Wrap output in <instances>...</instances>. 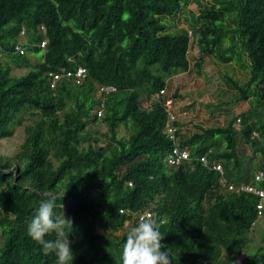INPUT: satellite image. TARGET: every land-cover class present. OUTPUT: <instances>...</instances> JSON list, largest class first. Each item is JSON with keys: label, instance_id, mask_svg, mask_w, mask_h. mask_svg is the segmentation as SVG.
<instances>
[{"label": "trees", "instance_id": "1", "mask_svg": "<svg viewBox=\"0 0 264 264\" xmlns=\"http://www.w3.org/2000/svg\"><path fill=\"white\" fill-rule=\"evenodd\" d=\"M193 1L0 0V141L17 127L25 132L13 156H0V264H56L27 233L49 195L57 214L64 205L74 221L67 229L73 264H122L127 232L147 211L160 224L172 264H264L259 197L227 192L210 169L221 164L228 182L264 188L255 181L264 170V0H195L189 31L173 32ZM192 45L249 73L246 82L227 77L236 102L249 109L226 126L189 135L180 128L178 145L192 162L171 168L167 156L176 143L152 96L166 89L175 104L180 100L169 80L190 71ZM79 67L87 70L80 84L62 79L50 87V72ZM99 86L116 92L99 97Z\"/></svg>", "mask_w": 264, "mask_h": 264}, {"label": "rangeland", "instance_id": "2", "mask_svg": "<svg viewBox=\"0 0 264 264\" xmlns=\"http://www.w3.org/2000/svg\"><path fill=\"white\" fill-rule=\"evenodd\" d=\"M211 0H202V3ZM199 7L195 0L184 10L179 18L173 22V32L181 30L189 31L191 13L197 14ZM191 35V32H189ZM192 39V38H191ZM42 54L35 57L40 59ZM191 69L180 73L169 80L170 91L178 90L180 100L175 104L174 112L178 115L179 126L184 134L196 132L197 127L226 126L232 118L249 109L248 103L236 102V91L229 85L227 77H232L239 82H246L249 73L240 68L235 62L221 64L213 58L203 57L195 45L191 46L188 54ZM201 59L204 64L200 72L195 70V65ZM26 70L15 69V75H22ZM182 99V100H181ZM188 107V111L181 112ZM97 129L104 131V125H98ZM25 137L24 127H17L14 137L0 141V156H13L20 148ZM244 151L249 158L253 152L249 145L245 144ZM255 163V160H253ZM256 240L259 231L254 233Z\"/></svg>", "mask_w": 264, "mask_h": 264}, {"label": "clouds", "instance_id": "3", "mask_svg": "<svg viewBox=\"0 0 264 264\" xmlns=\"http://www.w3.org/2000/svg\"><path fill=\"white\" fill-rule=\"evenodd\" d=\"M54 196H46L28 224L29 237L42 247L43 253H54L56 264H73L74 252L67 229L73 230L74 221L67 218L64 211L57 214ZM147 218L131 227L122 245V264H172L174 257L168 251H162L166 245L161 241L160 224L155 214L146 213ZM54 236V239L47 237Z\"/></svg>", "mask_w": 264, "mask_h": 264}, {"label": "built area", "instance_id": "4", "mask_svg": "<svg viewBox=\"0 0 264 264\" xmlns=\"http://www.w3.org/2000/svg\"><path fill=\"white\" fill-rule=\"evenodd\" d=\"M39 30L43 33L46 32L44 26H40ZM24 35H25V30H23L21 32V36H24ZM46 43H47V41L43 40L40 47L42 49H45ZM16 51L20 52L21 54L24 53V51L20 45L16 46ZM86 75H87V70L83 67L77 68V70L74 72L67 71L64 68H60L57 71H53V72L49 73L50 87L52 89H55L57 84L62 79H67V80L75 82L76 84H80L83 81V79L86 77ZM112 92H116V88L113 86H99L98 87V96L99 97L103 96L104 94H109ZM152 100H154L158 103H162V105H163V107L167 113V116H168V120H167L166 125H165L166 133L169 136V138L176 143L172 152H170L167 156L168 166L172 168V167H178L182 164H190L192 162V159H191L189 151L187 149H182L178 145L177 131L181 127L179 126L178 115L175 114V112H174L175 102H174L173 96L171 94L167 93V91L165 89V90H161L160 92L154 94L152 96ZM103 108H104V102L101 103L100 109L97 110V114L99 117H101L103 114ZM253 136L258 138L259 134L257 132H254ZM262 149L264 151V142L262 143ZM260 158H261V161L264 165V152H263V154L260 155ZM200 161L204 165L209 167V163H208V160L206 159V157L200 158ZM210 169L217 171L221 174V176H222L221 183L227 192L228 191L229 192H237V193L246 192V193L258 196L259 197V203L257 205L258 218L263 217V214H264V188H259L255 185L244 184V183L239 184V185H235L233 183L228 182L224 178V169H223L221 164H213L210 167ZM255 181L257 183H262V184L264 183V170H259L256 173ZM146 213L151 214L149 211H147L145 213H141V216L139 218L140 221L147 218ZM200 263L207 264L206 261H202Z\"/></svg>", "mask_w": 264, "mask_h": 264}]
</instances>
